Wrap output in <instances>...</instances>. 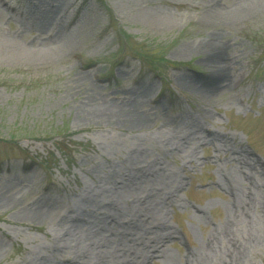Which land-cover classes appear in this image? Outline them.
<instances>
[{
  "label": "rangeland",
  "instance_id": "obj_1",
  "mask_svg": "<svg viewBox=\"0 0 264 264\" xmlns=\"http://www.w3.org/2000/svg\"><path fill=\"white\" fill-rule=\"evenodd\" d=\"M212 2L257 4L215 26ZM214 40L230 71L207 95ZM239 153L264 168V0H0V264H264V185L235 218L220 183Z\"/></svg>",
  "mask_w": 264,
  "mask_h": 264
},
{
  "label": "bare ground",
  "instance_id": "obj_2",
  "mask_svg": "<svg viewBox=\"0 0 264 264\" xmlns=\"http://www.w3.org/2000/svg\"><path fill=\"white\" fill-rule=\"evenodd\" d=\"M257 2L254 3L256 6ZM254 5H237L231 10H223L220 7L216 6L213 2L206 4L202 11L205 14L204 17L212 21L213 25H225L228 24L227 22L231 21L233 18L239 16L240 14L244 13L246 10L251 9ZM66 43V41H65ZM201 47L205 49V54L203 57V63L205 66H207L209 73L204 76L200 81V87L205 90V93L207 95L213 94L216 90V87L219 86L220 83L225 81L227 79V76L229 75V68L227 63V51L230 49V46L224 41H203L200 42ZM63 44L60 47H54L50 48L47 51L50 53H56L59 50H61ZM65 46V45H64ZM230 67V66H229ZM233 161L237 164H242L244 166H248L252 169H249V173H244L243 176L239 180H234L230 177H227L225 181L222 180L221 186L228 192L233 194V198L231 201L234 202L233 205H231V211L233 212V216L238 217H244L246 214H249V202L250 198L248 200H242L239 197V194L245 196V191H242L244 188V184L249 185V187L260 189L261 186L264 185V168L260 167L259 170L256 169V163L251 162V160L248 158L247 154H238L236 157H231ZM255 169L256 172L260 175V182H258L255 177L252 175V171ZM245 201H249L248 203ZM110 212V211H109ZM111 213V212H110ZM116 213V212H115ZM109 220V227L108 229H113L115 231H118L119 228H123V225H121L118 215H115L111 213V215L105 216ZM235 241L236 238L234 237V234L232 233V227L231 223L226 225L222 230H220L215 236H213L208 242H205V252H212L216 244H219L222 241H227L228 243H231V241ZM172 242V234L171 232H164L158 235L157 239L148 240V244L146 247V253H149V248L152 246V250L150 257L153 259L155 256L164 257V247L165 244ZM235 243V242H234ZM238 245V242L234 245L235 247ZM165 254V252H164ZM192 252L189 253L188 259L192 256ZM198 258V257H197ZM195 258L192 262L190 259L188 261V264H204V258L202 256L199 257V260Z\"/></svg>",
  "mask_w": 264,
  "mask_h": 264
},
{
  "label": "trees",
  "instance_id": "obj_3",
  "mask_svg": "<svg viewBox=\"0 0 264 264\" xmlns=\"http://www.w3.org/2000/svg\"><path fill=\"white\" fill-rule=\"evenodd\" d=\"M98 1H99L101 4H103V0H98ZM144 57H145V59H147V60H148V59H149V60L151 59V57H150V56H147V55H146V56H144ZM161 78H162V77H161ZM162 79H163V78H162ZM61 152H62V153H64V152H65V150H64V149H62V150H61Z\"/></svg>",
  "mask_w": 264,
  "mask_h": 264
}]
</instances>
